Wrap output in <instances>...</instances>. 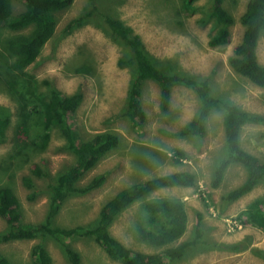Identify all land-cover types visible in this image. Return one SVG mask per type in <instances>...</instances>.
<instances>
[{
  "label": "rangeland",
  "instance_id": "rangeland-1",
  "mask_svg": "<svg viewBox=\"0 0 264 264\" xmlns=\"http://www.w3.org/2000/svg\"><path fill=\"white\" fill-rule=\"evenodd\" d=\"M247 2L226 0V7L237 21L231 28V43L217 48L208 44L213 34L212 25L197 23L203 13L184 19L180 15V0H73L68 10L58 13L54 37L25 72L34 78L41 90L54 86L66 95L83 93L84 100L70 119L82 140L105 131H113L121 137V145L81 181L85 185L96 176L106 174V183L85 196L71 197L56 219L60 228L94 223L105 202L134 182L187 170L197 176L195 187H176L153 193L121 214L111 228L112 234L135 252H160L141 240L135 228L145 217L143 204L146 201L176 198L185 202L188 225L185 235L175 245L194 239L197 229L203 231L208 242L191 248L183 260L168 264H264V259L258 255V252H264V231L239 219L251 202L264 200V183L238 201L225 200L224 195L240 186L246 178L244 167L234 164L222 185L218 189L211 187L215 165L226 149L223 113L211 115L204 138L177 137L176 133L195 117L199 109L196 94L185 86L176 85L170 109L163 112L160 87L156 82L148 81L143 85L142 98L147 121L144 126L135 127L124 115L131 81L129 67L121 63L125 57L124 45L106 34L95 21L66 31L70 21L86 13L94 3L103 16L111 15L125 22L160 61L177 64L175 66L185 74L208 80L216 97L262 117V122L243 127L240 145L264 161V89L235 73L228 63L243 38L245 28L240 17ZM22 9L23 5L16 2V10ZM181 21L184 22L182 26ZM11 34L7 30L0 31V41ZM257 54L264 65V35ZM83 64L93 69L92 75L77 74L75 69ZM12 81L16 88L14 98L0 83V110L5 113L8 110L11 117L7 137L0 139V188L12 187L22 203L24 222L37 223L43 221L48 212L49 183L69 169L74 156L63 150L65 142L57 129L51 130V142L45 150L35 144L44 127L42 131L41 125L30 115L35 107V103L28 100L30 87L20 74ZM23 120L32 127V135L25 141V149H19L13 136L18 122ZM177 150L186 154L179 165L171 160ZM38 166L45 177L33 173ZM25 176H31L37 187L34 201L28 199L31 191L23 185ZM6 230L7 223L0 217V233ZM70 239V245L82 254L84 264H120L111 260L94 241ZM37 243L39 240L1 242L0 250L13 264H34L31 250ZM233 245L239 247L233 248ZM45 246L53 259L52 264H68L61 244L49 239Z\"/></svg>",
  "mask_w": 264,
  "mask_h": 264
},
{
  "label": "trees",
  "instance_id": "trees-1",
  "mask_svg": "<svg viewBox=\"0 0 264 264\" xmlns=\"http://www.w3.org/2000/svg\"><path fill=\"white\" fill-rule=\"evenodd\" d=\"M96 1V0H91ZM180 0V15L190 19L203 13L197 23L203 26L212 25L213 34L209 46L225 47L231 43V28L236 23L234 14L226 7V0ZM16 2L23 5L16 10ZM73 0H0V31L12 32L0 41V83L12 98L16 94L14 80L22 75L28 82L31 97L35 103L30 115L41 125L44 132L35 142L45 150L50 142L53 129H57L64 140L63 150L74 156V163L63 171L48 185V212L43 221L24 222V210L19 197L12 187L0 188V217L7 223V230L0 233V243L11 241H34L31 257L34 264H52L53 259L45 246L53 239L63 246V254L68 264H84L83 256L74 249L69 238L89 239L99 245L109 258L120 264H168L181 261L191 248L207 244L203 231L197 229L194 239L175 245L182 238L188 225V214L185 202L176 198L153 199L143 204L145 217L135 230L141 240L160 249L157 253L135 252L120 242L111 231L112 226L126 210L138 202L145 201L153 193L176 187L192 188L197 185V176L191 171H177L148 180L134 182L111 196L101 207L96 221L87 226L60 228L56 219L71 197L85 196L100 189L107 180L106 174H100L85 185L83 178L121 145V137L113 131H105L81 139L79 132L70 123L71 116L81 106L84 95L75 93L66 95L54 86L41 90L33 77L25 72L41 56V53L57 31V15L68 10ZM95 3L86 13L70 21L66 31L82 27L89 21L97 22L117 42L124 45L125 57L121 60L127 65L131 74L128 96L125 102L124 115L135 127H142L147 121L143 105V85L145 82H156L160 87L161 110L170 109L173 88L182 85L191 89L199 101L195 117L187 122L176 133L180 138H204L208 123L214 112L224 115L225 153L214 169L211 187L218 189L225 180L229 168L242 165L246 171L244 182L224 195V199L235 202L253 192L264 183V161L243 149L240 145L243 127L249 123H260L263 118L246 112L240 107L227 103L213 94L208 80L192 77L173 64L162 62L146 48L140 35L120 19L111 15L103 16L98 12ZM97 12L99 14H97ZM105 18V19H104ZM245 28L241 42L234 48L228 63L232 70L248 79L254 85L264 89V65L258 59V46L264 35V0H248L245 12L240 17ZM181 26L184 22L179 23ZM82 76L92 75L93 69L83 64L76 69ZM28 76V77H27ZM24 110V109H23ZM0 110V139H6L11 125V117ZM20 114H24L19 111ZM32 135V127L27 120L19 121L14 133L15 146L25 149V141ZM23 145V146H22ZM27 148V147H26ZM186 154L175 151L172 161L179 165ZM35 176L45 177L42 169L33 170ZM23 185L31 191L28 199L37 197V187L31 176L23 178ZM239 219L250 226L264 231V200L257 199L249 204ZM70 239V240H71ZM239 245H233L237 248ZM264 259V252H258ZM0 264H13L0 250Z\"/></svg>",
  "mask_w": 264,
  "mask_h": 264
}]
</instances>
